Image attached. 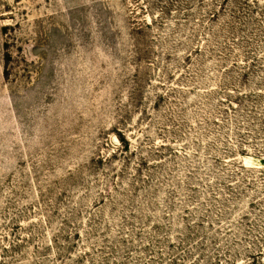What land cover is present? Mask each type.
<instances>
[{
  "label": "rangeland",
  "instance_id": "374dc122",
  "mask_svg": "<svg viewBox=\"0 0 264 264\" xmlns=\"http://www.w3.org/2000/svg\"><path fill=\"white\" fill-rule=\"evenodd\" d=\"M0 264H264V0H0Z\"/></svg>",
  "mask_w": 264,
  "mask_h": 264
}]
</instances>
